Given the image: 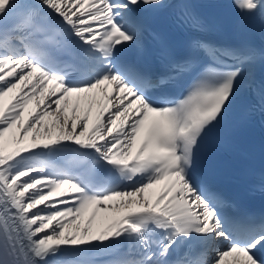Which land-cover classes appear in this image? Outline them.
<instances>
[{
	"label": "snow or ice",
	"instance_id": "snow-or-ice-1",
	"mask_svg": "<svg viewBox=\"0 0 264 264\" xmlns=\"http://www.w3.org/2000/svg\"><path fill=\"white\" fill-rule=\"evenodd\" d=\"M227 7L232 41L193 0H0V264H264V212L198 171L264 116V0Z\"/></svg>",
	"mask_w": 264,
	"mask_h": 264
},
{
	"label": "bare ground",
	"instance_id": "bare-ground-1",
	"mask_svg": "<svg viewBox=\"0 0 264 264\" xmlns=\"http://www.w3.org/2000/svg\"><path fill=\"white\" fill-rule=\"evenodd\" d=\"M109 203H116V201H110Z\"/></svg>",
	"mask_w": 264,
	"mask_h": 264
}]
</instances>
